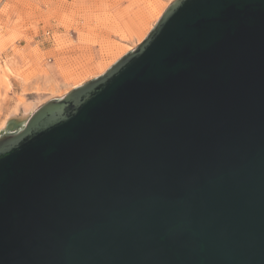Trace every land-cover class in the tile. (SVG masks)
<instances>
[{"label": "water", "instance_id": "95a60500", "mask_svg": "<svg viewBox=\"0 0 264 264\" xmlns=\"http://www.w3.org/2000/svg\"><path fill=\"white\" fill-rule=\"evenodd\" d=\"M0 264H264V0L175 1L2 134Z\"/></svg>", "mask_w": 264, "mask_h": 264}, {"label": "rangeland", "instance_id": "374dc122", "mask_svg": "<svg viewBox=\"0 0 264 264\" xmlns=\"http://www.w3.org/2000/svg\"><path fill=\"white\" fill-rule=\"evenodd\" d=\"M175 1L0 0V129L18 95L53 93L41 106L103 75ZM19 115L0 136L22 126Z\"/></svg>", "mask_w": 264, "mask_h": 264}, {"label": "bare ground", "instance_id": "6f19581e", "mask_svg": "<svg viewBox=\"0 0 264 264\" xmlns=\"http://www.w3.org/2000/svg\"><path fill=\"white\" fill-rule=\"evenodd\" d=\"M142 31V30H141ZM144 31V30H143ZM142 31V32H143ZM145 32V31H144ZM142 33L141 35H140V38L141 39H143V37L145 36V33ZM146 32H148V31H146ZM144 40V39H143ZM117 52V51H116ZM121 53H123V52H120V54ZM126 53V52H125ZM115 54V53H114ZM124 54V53H123ZM118 57V55H114V59H116ZM108 59V58H107ZM111 64V63H110ZM112 64H114V62L112 63ZM107 65V64H106ZM84 74V73H83ZM83 81V80H82ZM81 83V82H80ZM79 83V85H75V87L74 88H77V87H80L82 84H80ZM37 89V91L39 92V90H38V88H36ZM36 91V90H35ZM36 93V95H37V100H35V101H29V100H26V93H23V94H20V95H18V98H17V106H16V108L15 109H13L9 114V116L6 118V120L3 122V124H2V126H1V131H3V130H5V129H7L8 128V126H9V124H11V123H14L13 121L15 120V118H16V116H18L19 114H21L22 115V117H21V124L19 123V126H21V127H19V128H17V130L18 129H20V128H22L24 125H25V123L27 122V120L29 119V117L34 113V111H36L37 110V108L40 106V104L44 101V99L46 98V97H48V96H51L52 94H47L46 93V95L44 94V95H41L40 93ZM43 94V93H42ZM35 95V94H34ZM33 95V96H34ZM35 95V96H36ZM34 96V97H35ZM51 98V97H50ZM20 116V115H19ZM15 124V123H14ZM14 130H10V131H8V132H6V133H10V132H13ZM3 134H5V133H3Z\"/></svg>", "mask_w": 264, "mask_h": 264}, {"label": "crops", "instance_id": "0c3cea01", "mask_svg": "<svg viewBox=\"0 0 264 264\" xmlns=\"http://www.w3.org/2000/svg\"><path fill=\"white\" fill-rule=\"evenodd\" d=\"M33 91H32V93H34L35 91H34V89H32Z\"/></svg>", "mask_w": 264, "mask_h": 264}]
</instances>
